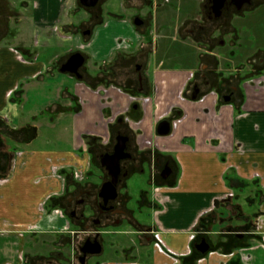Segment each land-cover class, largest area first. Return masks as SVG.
<instances>
[{
    "label": "crops",
    "instance_id": "0c3cea01",
    "mask_svg": "<svg viewBox=\"0 0 264 264\" xmlns=\"http://www.w3.org/2000/svg\"><path fill=\"white\" fill-rule=\"evenodd\" d=\"M69 2L0 0V264L70 260L63 250L78 229L85 234H76L77 246L84 241L83 223L89 216L68 215L66 201L78 188L97 184L89 177L74 180L73 171L89 169L90 155L101 151L116 115H123L132 101L114 88L125 86L120 80L107 78L114 89L106 94L99 85L107 83L108 74L115 76L123 50L120 38L135 39L122 13L128 14L142 0H128L124 9L118 0L116 10L106 13L99 2L90 8L79 3L89 15V28L79 34ZM257 28L264 26H256L254 34ZM69 45L86 57L81 80L59 71L57 50L65 46L70 51ZM197 46L201 50L202 45ZM252 51L239 66L226 59L225 66L232 65L230 75L207 77L238 85L229 101L210 92L191 100L187 87L193 70L188 65L193 60L170 62L167 52L161 61L157 54L153 57L151 73L158 92L148 93L142 116L129 123L143 167L156 153L175 167V177L157 191L158 203L152 206V228L161 243L155 244V238L145 253L139 245L141 229L113 227L120 244L111 246L107 257L103 247L88 264H264V62L252 60L264 56V46ZM200 56L196 51L197 82L202 81L198 75L204 67L198 64ZM249 63L257 71L240 73ZM180 90L184 93L177 97ZM166 114L181 118L161 136L156 125ZM95 161L98 167L92 174L98 179L105 173ZM129 187L125 194L138 197L132 180ZM94 227L108 234L102 226ZM129 229L134 232H123ZM41 233L56 238L46 262L26 251ZM128 235L137 237V252L131 256L124 251ZM64 237L67 243L61 248ZM202 238L209 244L205 253L194 247Z\"/></svg>",
    "mask_w": 264,
    "mask_h": 264
},
{
    "label": "flooded vegetation",
    "instance_id": "af4514ba",
    "mask_svg": "<svg viewBox=\"0 0 264 264\" xmlns=\"http://www.w3.org/2000/svg\"><path fill=\"white\" fill-rule=\"evenodd\" d=\"M198 2L199 10L196 17L197 19H195L196 23L193 28L188 29V32L194 33L196 37V47L198 41L201 42L202 38H204L206 40L205 43L209 45L216 37L217 45L229 47L231 53L233 51V54H236L233 50L235 46L245 48V50L248 46L249 48L247 50H251L252 47H255L253 44L254 42H246V36L248 38V34L242 36L239 35V33L247 28L246 19L249 21L250 17H255L257 14L264 12V0H250L248 3H241V0H223L222 6L218 9L214 7V0H198ZM119 6L120 9H124L122 2H120ZM160 6H163V3H161ZM122 14H124L123 16H128L135 39L120 38L118 43L123 50L119 53V64L115 67V76L108 74L106 77L107 83L99 85V90H103V93L106 94L109 88L114 87L113 84L108 83L109 80H113L114 78L116 83L117 80H120L125 85H119L114 88L124 95H129L132 101L123 115H116L112 122L110 133L102 144L103 146H101V151L94 154V157H96L100 163L101 155L111 153L116 143L117 136L127 138L125 142V152L129 154V157L120 160V173L117 176L115 184L116 197L114 199H108L105 202L104 199L99 196L102 183L111 179L107 170L103 167L105 174L100 178L97 184L85 188H78L77 193L70 196L66 201L68 215L82 217L83 219L85 215H87L90 218H85L83 223V227L86 228L87 234L84 241L77 246L78 252L75 260L64 264H88L89 258L99 255L98 253H88L85 255L84 261H81L83 253L80 251V247L88 239H96L101 244V252L103 251L104 245L101 240L103 231L101 233L96 230H88L91 225H100L102 228L129 226L141 229L142 243L139 245L144 248L146 253L150 243L157 237L152 228V206L158 203V198L155 195L165 183L171 181L176 175L173 163L167 157L159 153L153 155L150 164L147 163L144 167L141 165L142 157L136 153L134 131L131 129L132 125L130 126L129 123V121L134 123L136 118H139L140 115L142 116V112L144 111L143 106L150 100L148 93H151L152 90L155 93L158 92V86L154 84L152 79L151 63L153 57L158 52L156 49H158L159 39L165 38L166 36H164V33H159L161 28L155 26V19L152 17L151 8L148 7V2L145 0H142V4L137 6V8H132L128 14L126 12ZM151 21L154 23L153 25ZM236 22H241V25L238 26L235 24ZM179 27L180 26L175 27V30L177 31ZM162 28V30H164L169 27L163 26ZM173 28L174 27H172V29ZM85 31L87 30L84 29L82 32L84 33ZM250 34L251 32L249 35ZM155 39L157 41H154ZM242 39L245 40L244 44L236 42ZM124 42L127 43V50L122 47L124 46ZM75 52H82V50L76 49L71 52L70 55ZM252 53L253 51L243 52V60L247 61ZM81 54L84 56L83 53ZM66 60L67 57L60 63L59 69ZM252 60L256 63H263L264 56ZM86 61V57L84 56V63H86ZM84 63L78 69L80 77H77L73 73L69 74L81 80L83 78L82 69ZM203 65L204 67L198 75L202 81L197 82V68L190 72V78L192 80L189 90L190 98L194 90L197 89L195 100H197V97L201 93L209 92L217 95V97L220 96V98L225 101L231 100L234 93L239 89L238 85L232 81H213L207 79L210 66L207 63ZM212 70L214 73L211 72V74L230 75L232 73V71L225 72L218 67H215V70L212 68ZM239 71L241 73H248L257 71V69L250 63V65H244ZM183 93L184 91L180 90L176 96L182 97ZM180 116L179 114H174V116L173 114H166L161 117L160 121L166 119L170 122V127L172 128L175 122L181 118ZM129 179L132 180V190L137 191L138 197H131L129 194H125V191L129 190L131 187H129L127 183ZM106 232L109 233L111 230H107ZM123 232H125V234H130L134 232V229L123 230ZM110 234H112V232ZM128 236V244L125 245L124 251L131 256L133 253L137 252V237ZM159 240H157L155 244L160 246L161 239L159 238Z\"/></svg>",
    "mask_w": 264,
    "mask_h": 264
},
{
    "label": "rangeland",
    "instance_id": "374dc122",
    "mask_svg": "<svg viewBox=\"0 0 264 264\" xmlns=\"http://www.w3.org/2000/svg\"><path fill=\"white\" fill-rule=\"evenodd\" d=\"M116 1L118 2V0H100L99 1V5H100L99 8L103 9L102 13L103 12H105V13L106 12H114V10H116V8H117V6L115 5ZM122 1H123L122 3H124V5H125V3L128 2V0H122ZM145 1L148 2V7L151 8V12L153 14L152 17L155 19V22H154L155 26L161 28V29L159 28L160 29L159 33L160 34L164 33V36H168V38L165 37V38L159 39L158 49H156V51H158L157 56H158V58H160V61L162 60L163 56H166L165 53L167 52L168 53L167 58L169 59L170 62H173V61H175V62L180 61L181 62L182 61L181 58L187 59V62H189L188 59L193 60L192 63H190L188 66L192 67V70L194 71L195 68H198L196 66V63H195L196 60L194 61V59L196 58V51H197V55H199V53H202V56L199 57L201 59H198V64L202 63V62L207 63L210 66V71H208L209 74H211V72L213 71L212 68H214V70H215V67H218L225 72H230L232 69L231 68L232 65L237 64L236 66H239L238 65L239 63L244 62L243 52L245 53V51L248 52V51H252V49L254 50L253 47L251 48V50H247L249 48V46L246 50H245V48L235 46V48L233 50L235 51L234 53H236V54H232L233 51L231 53V51H230L231 49L229 47H226V46L223 47V46L217 45V37H216L212 40V42L209 45L207 43H205L206 40L204 38L201 39V42H199L197 39L198 43L201 44L202 46H201V50H199L200 48L197 46V50L195 51L196 47H195V43L193 44V42H195L196 37H195L194 33L188 32V29L193 28L195 23H196L195 19H197L196 17H197L198 10H199L198 0H167V1L166 0H145ZM161 3H163V6H160ZM71 4H72V7H73V10L75 13L73 18L71 19V21H73L75 24H78L76 32L79 34L84 29L89 28L88 10H86L84 7H82L79 4L78 0H71V2H69V5H71ZM129 22H130V20H129ZM151 23H152V21H151ZM154 23H152V25ZM235 24L240 26L241 22H236ZM246 25H247V28H245L244 31H241L239 33V35L244 36L245 34H248V38L246 36V42H248V43L254 42L253 43L254 46H261V45L264 46V34L261 32V30L264 32V29L259 30L260 28H257L259 30V31H257L258 33L254 34V32H253L254 31L253 29H255L256 26H261V27L264 26V14L261 17H250L249 21L246 19ZM163 26H168L169 28H165L164 30H162ZM170 26H172L174 28L172 29V27H170ZM177 26H180V27L176 31L175 27H177ZM110 31L111 30L109 28L106 30V33H109ZM250 32H251V34L249 35ZM168 34H170V35H168ZM178 35L182 37V40L179 38ZM185 38H186V40L184 41L183 39H185ZM102 40H103V38H100V41H102ZM154 41H157V40L155 39ZM236 42L244 44L245 40L242 39V40H239ZM68 47L72 48V49L70 51H68V49L64 46L65 50L64 49L63 50L61 49V51H60V49L57 50V52H60L59 53L60 57L58 59V62L63 61L66 58L67 54L74 51V49H75L72 45H69ZM79 47H81V45H79ZM202 47H204V48H202ZM167 48H170V49L167 51ZM226 59L231 62V64H232L231 66H225L224 63L226 62ZM253 63L257 64L258 62L257 63L253 62ZM253 63H251V65ZM249 65H250V63H249ZM188 66H187V68H188ZM174 68H177V67L174 66ZM240 69H241V67H240ZM198 71H199V69H198ZM212 73H214V72H212ZM190 86H191V83L188 85L187 90L190 89ZM90 158H91L90 162H89L90 166H89V169H87L86 171L84 169L79 168V167L78 168L75 167L76 170L73 171L74 180H79V181L84 182L86 180V178L89 177V178H91V180H94L96 183L99 182L100 177L97 179L92 174V173L96 172L95 169L97 170V167H98L97 162L95 161L96 157H94V155L91 154ZM128 184L129 185L131 184V180H129ZM245 212H248L247 207H245ZM244 228H247V227L244 226ZM249 228H251V226H249L248 229ZM89 229H91L90 231L96 230V228L92 225L90 226ZM105 229L106 230H112V228H105ZM79 231H82L81 234H83V233L85 234V232L82 229H78V232L76 234H78ZM76 234H75V236H73V238H69V241L70 240L71 241H70V243L67 244L66 248L63 250V252L70 259L68 262H72L73 260H75V255H77V252H78L77 251L78 248L76 246H77V242H78L77 240H79V239L76 237ZM102 237L104 238V247L106 250L104 257H107L108 256L107 252H109L113 249L110 247L111 246L116 247L115 244H117L118 242H117L116 238L110 233L103 234ZM65 239H67V238L64 237L63 241L59 242L60 243L59 247L62 248V246H64L65 243H67V241H64ZM54 240H56V238L52 237V234L48 235L45 233H41L36 238V241H32L31 244H33V246H32L33 248L31 250H29L28 248L26 249L27 254L30 253V254H32V256H35L36 261H42V262L48 261V259L50 258L51 252L54 251V246H55ZM123 243H125L127 245L128 241H127V243L126 242H123ZM119 244L120 243H118V245ZM57 246H58V243H57ZM57 249H58V247H57ZM38 256H41V258ZM93 258L94 257H92V259ZM61 260H63L62 261L63 264L66 263L65 258H63Z\"/></svg>",
    "mask_w": 264,
    "mask_h": 264
},
{
    "label": "water",
    "instance_id": "95a60500",
    "mask_svg": "<svg viewBox=\"0 0 264 264\" xmlns=\"http://www.w3.org/2000/svg\"><path fill=\"white\" fill-rule=\"evenodd\" d=\"M79 3L84 7H94L98 4L99 0H78ZM250 0H241L243 2H249ZM215 6L217 9L222 6L223 0H214ZM84 63V56L80 52H75L71 54L65 63H63L59 69L60 72H68L73 73L77 77H80L78 69ZM197 96V89L192 93L191 98L195 99ZM170 122L166 119H163L157 123L156 133L158 135H167L170 132ZM127 138L117 136L116 143L113 147V151L111 153H105L100 157V164L103 166L110 176V180L102 183L100 187L99 196L104 199L106 202L108 199H114L116 197V189L115 184L117 181V176L120 173V160L129 157V154L125 152V142ZM241 236V234L239 235ZM195 249L201 253H205L209 249V244L205 241L204 238L200 240V242L194 245ZM80 251L83 253L81 256V261H84L86 254H97L101 251V244L95 240H86L83 245L80 247Z\"/></svg>",
    "mask_w": 264,
    "mask_h": 264
},
{
    "label": "trees",
    "instance_id": "16d2710c",
    "mask_svg": "<svg viewBox=\"0 0 264 264\" xmlns=\"http://www.w3.org/2000/svg\"><path fill=\"white\" fill-rule=\"evenodd\" d=\"M193 252H195V251H193ZM196 253V252H195ZM197 254H199V252H197Z\"/></svg>",
    "mask_w": 264,
    "mask_h": 264
}]
</instances>
